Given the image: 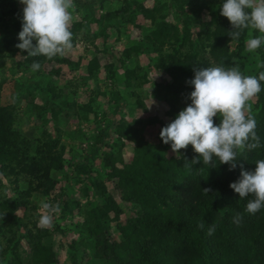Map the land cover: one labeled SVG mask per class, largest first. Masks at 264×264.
<instances>
[{"label": "rangeland", "instance_id": "1", "mask_svg": "<svg viewBox=\"0 0 264 264\" xmlns=\"http://www.w3.org/2000/svg\"><path fill=\"white\" fill-rule=\"evenodd\" d=\"M97 1L94 4L99 10L98 15H105L108 11H117L118 14L110 21L106 45L98 22L95 18H86L90 13L89 9L85 12V3L74 0L76 8L72 12L70 27L74 48L65 56L52 60L43 56L32 58L13 45L0 59V107L13 106L17 115L13 127L23 136L16 140L8 138L11 142L8 148L13 152V145L27 149L25 154L34 157L36 149L42 147L62 164V171L51 174V179L57 181L56 185L50 187L49 183H44L37 191L29 189V180L34 181L31 187H35L38 181L25 174L23 165L26 162H19V156L5 161L4 171L0 167V264L11 262L14 252L19 254V264H30L35 243L29 244V234L41 238V233L47 249L55 255V264H71L70 243L73 248L81 250L77 254L79 259L89 257L93 252L89 245L95 244V238L89 236L83 227V216L85 211L101 202L87 179L99 175L101 180H105L110 169L104 165L110 153L121 157V162L115 163L118 168L133 165L135 161L142 164L134 139H143L163 152L160 131L178 115L173 112V107L181 111L191 103L190 99L174 98L168 89L173 84L172 77L157 65L161 60L160 53L163 56H185L189 51L186 38L194 35L199 25L191 30L185 27L173 9L174 0ZM85 2L90 4L91 0ZM177 4L188 15L196 17L192 8L195 3L181 5L178 0ZM22 9L19 0H0L1 28H7H0L3 44L19 41L20 30L14 28V22H21ZM200 21H210L206 11L202 12ZM164 34L168 36L163 46L157 44L159 53L154 45L159 42L156 39L161 40ZM247 38L248 31L242 43H230L231 50L237 53L233 60L244 75L258 76L260 71H264L257 67V57L264 61V46L248 52ZM208 49V46L202 49V57L209 59L211 66H217L209 58ZM33 60L41 63L39 71L31 70ZM261 84L264 91V82ZM115 91L123 98L119 107L113 99ZM191 91L192 87L185 89L186 94ZM255 103H259L258 96L251 101L254 113L257 111ZM128 129L135 132L133 137ZM101 131L105 134L102 140L97 145L93 144ZM112 131L113 134L117 131L127 136L110 135ZM164 154L178 157L172 150L164 151ZM77 165L88 166L90 172H76L74 168ZM150 172L155 174L152 169ZM116 183L106 181V188L120 205L121 189ZM130 184L129 180L124 190H128ZM84 188L88 190V198L83 194ZM26 191L29 195L19 197ZM16 199L19 204L15 207ZM43 199L58 202L61 206V211L54 216L53 225L48 228L37 227L41 214L39 204ZM120 207L124 211L122 222L132 217L128 204ZM109 231L111 240L119 237L115 223H111Z\"/></svg>", "mask_w": 264, "mask_h": 264}, {"label": "trees", "instance_id": "2", "mask_svg": "<svg viewBox=\"0 0 264 264\" xmlns=\"http://www.w3.org/2000/svg\"><path fill=\"white\" fill-rule=\"evenodd\" d=\"M82 1L85 3L83 5L85 12L89 9L88 13H90V16L86 18H95L98 22L103 44L106 45L109 38V24L118 15L117 11H108L105 15H98L99 10L94 4L97 0H91L90 4H86V0ZM174 1L176 3L173 9L185 27L191 30L192 27L199 25L196 27V33L186 38L185 44L189 51L183 57L163 56L158 45L163 46L162 43L167 38V34L160 37L161 40L156 39L159 42L153 45L160 53L161 60L157 68H162L172 77L173 84L168 89L172 91L176 99H189L190 93L186 94L185 89L191 87L187 81L194 78L193 68L211 66L209 59L202 57V49L209 47L208 56L217 66L221 64L231 66L233 62L236 63L233 59L237 53L231 50L230 43H242L247 30L238 40H231L229 36V32L232 31L231 25L227 18L220 15L222 0H180L181 5L195 3L192 8L196 12V17L188 15L177 4L178 0ZM196 2L199 3L196 4ZM203 11H206L210 21L204 23L200 21ZM130 18L133 21V17ZM0 21L1 28L3 21ZM76 27L75 24L74 28ZM14 28L21 30V22H14ZM253 35H258V33L253 32ZM18 43L19 41L14 40V43L3 44L0 39V59L8 53V47L13 45L16 47ZM9 53L13 55L14 52ZM113 76L112 73L111 78L114 80ZM258 98L259 103H255L254 108L257 109L255 113L256 132L260 136L262 146L256 150L244 151L238 157L236 169L232 171H229V165L219 164L216 160L215 168L204 165L200 161L193 165L189 172L184 165L197 157L192 146L189 145L186 150H180L178 157H167L162 154L164 151L171 150V146L164 144L163 141L162 152L154 145L144 142L143 139H134L140 150L138 156L142 164L135 161L133 165L118 168L115 163L121 162V157L113 153L108 154L104 166L110 170L105 174V180H101L99 175L96 178L87 179L95 190V194L100 196L101 202L100 205L85 211L83 216V227L90 233L89 236L95 238V244L93 242V245H89L93 248V252L85 260L79 259L77 254L81 250L73 248V244L70 243L68 246L71 264H264V209L255 215L247 213L245 207L247 199L251 197L242 200L230 188V184L240 177V165H243L244 170L254 171L255 162L258 159H264L263 90L258 94ZM113 99L117 107L123 100L118 91L113 93ZM173 112L178 114L180 110L173 107ZM16 120L17 115L13 106L0 107L1 170L4 171L6 168L4 162L9 159L14 160L16 155V157L19 156V162H26L23 165L25 174L38 181L35 187H31L34 181L29 180V189L37 191L44 186V183H49L50 187H54L57 181L51 179V174L62 171V164L55 156L42 147L36 149L34 157L25 154L27 149L13 145L15 149L13 152L8 148L11 145L8 138L16 140L23 137L13 127ZM219 122V117H215L214 123L219 124ZM110 124L111 121L107 126ZM128 131L133 137L135 132L131 129ZM114 134L120 137L127 136L117 131ZM114 134L113 131L110 133V135ZM103 135L105 134L101 131L93 144L97 145ZM74 169L79 173L90 172L88 166L77 165ZM151 169L155 171L154 175L150 172ZM129 180L130 187L124 190ZM106 181L117 182L116 184L120 185L118 186L121 189L120 202L128 204V211L132 213V217H128L124 222L121 221V215L124 212L120 207L121 204L119 205L108 193ZM39 182L41 185L38 184ZM205 188H210L212 191L206 193L203 191ZM83 194L87 198L90 196L85 188ZM24 195H29V192L26 191L19 197ZM18 204L16 199L15 207ZM237 213L243 214V220L239 226L233 223V217ZM201 222L204 224L203 229L198 227ZM111 223H115L119 232V237L114 240L110 239ZM213 223L217 226L216 231L209 236L208 228ZM56 228L59 229L58 226ZM29 237L31 238L29 244L35 243L32 247L30 264H55V255L42 241L43 233H41V238L32 234H29ZM12 256V261L6 264H19V254L14 252Z\"/></svg>", "mask_w": 264, "mask_h": 264}, {"label": "clouds", "instance_id": "3", "mask_svg": "<svg viewBox=\"0 0 264 264\" xmlns=\"http://www.w3.org/2000/svg\"><path fill=\"white\" fill-rule=\"evenodd\" d=\"M19 3L23 9L18 34L20 42L16 48L22 53L52 60L65 56L74 48V35L70 30L72 12L76 8L74 0H19ZM220 15L231 25V40H238L248 31L246 51L253 52L264 46V0H222ZM257 60V67L264 69V61L259 57ZM30 68L33 72L39 71L41 63L33 60ZM193 71L194 78L187 81L193 88L189 96L191 103L161 129L160 139L164 144H170L175 154L192 146L197 157L190 162L186 160L188 163L184 167L189 172L200 161L215 168L216 160L219 164L229 165V171H232L244 151L262 146L251 101L262 91L264 71L258 76L244 75L235 62L231 66L198 67ZM215 117H219V124L214 123ZM255 165L254 171L244 170L240 165L239 179L230 184L242 200L251 197L247 199L245 211L252 215L264 209V159H258ZM203 191L209 193L212 190L205 188ZM39 209L37 227L48 228L53 225L61 206L43 199ZM242 220L241 213L233 217L237 226ZM198 227L203 229V222ZM216 227L215 223L210 225L207 234L213 235Z\"/></svg>", "mask_w": 264, "mask_h": 264}]
</instances>
